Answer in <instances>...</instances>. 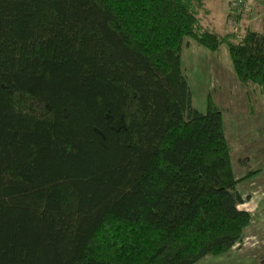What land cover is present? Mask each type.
<instances>
[{
    "label": "trees",
    "instance_id": "16d2710c",
    "mask_svg": "<svg viewBox=\"0 0 264 264\" xmlns=\"http://www.w3.org/2000/svg\"><path fill=\"white\" fill-rule=\"evenodd\" d=\"M206 2L0 0V264H194L239 242L222 113L193 108L181 56L225 44L264 97V25L221 37Z\"/></svg>",
    "mask_w": 264,
    "mask_h": 264
},
{
    "label": "rangeland",
    "instance_id": "374dc122",
    "mask_svg": "<svg viewBox=\"0 0 264 264\" xmlns=\"http://www.w3.org/2000/svg\"><path fill=\"white\" fill-rule=\"evenodd\" d=\"M233 0H207L199 18L200 26L222 37L229 31L226 15ZM237 29L261 32L264 0H243ZM181 66L194 109L204 113L210 97L223 117L237 190L244 199L240 210L250 222L230 250L207 255L194 264H264V97L257 87H245L235 77L227 46L211 52L186 39Z\"/></svg>",
    "mask_w": 264,
    "mask_h": 264
},
{
    "label": "built area",
    "instance_id": "2783aa9c",
    "mask_svg": "<svg viewBox=\"0 0 264 264\" xmlns=\"http://www.w3.org/2000/svg\"><path fill=\"white\" fill-rule=\"evenodd\" d=\"M231 6L232 8L239 10L243 6V0H236L235 2L231 4ZM226 21H227V25L229 26V28L234 29V30L237 28L238 21L236 19L229 18V19H226Z\"/></svg>",
    "mask_w": 264,
    "mask_h": 264
}]
</instances>
